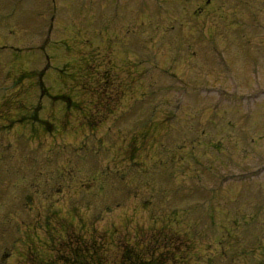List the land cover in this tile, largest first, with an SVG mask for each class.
<instances>
[{"label":"rangeland","instance_id":"rangeland-1","mask_svg":"<svg viewBox=\"0 0 264 264\" xmlns=\"http://www.w3.org/2000/svg\"><path fill=\"white\" fill-rule=\"evenodd\" d=\"M84 250L264 264V0H0V264Z\"/></svg>","mask_w":264,"mask_h":264},{"label":"flooded vegetation","instance_id":"flooded-vegetation-1","mask_svg":"<svg viewBox=\"0 0 264 264\" xmlns=\"http://www.w3.org/2000/svg\"><path fill=\"white\" fill-rule=\"evenodd\" d=\"M84 249H87L86 245L84 246ZM8 256H9V252H4L2 254V257L0 258V261L3 262ZM78 256H79V260H77L76 257L73 258L74 256L71 258H67L66 259L67 264H88V263H86L88 258H87V252L85 250H84V253L82 255H78ZM137 256H138V254H137ZM82 258L84 259V261H81ZM156 258L158 259V257H156ZM136 263L143 264V262L140 260V258L136 259ZM90 264H92V263H90ZM98 264H101V263H98ZM150 264H152V262Z\"/></svg>","mask_w":264,"mask_h":264},{"label":"trees","instance_id":"trees-1","mask_svg":"<svg viewBox=\"0 0 264 264\" xmlns=\"http://www.w3.org/2000/svg\"><path fill=\"white\" fill-rule=\"evenodd\" d=\"M143 262V264H150V262H148V261H142ZM141 264V263H140Z\"/></svg>","mask_w":264,"mask_h":264}]
</instances>
